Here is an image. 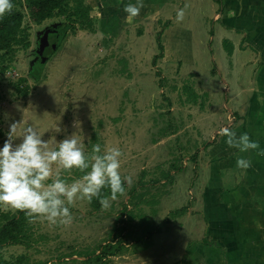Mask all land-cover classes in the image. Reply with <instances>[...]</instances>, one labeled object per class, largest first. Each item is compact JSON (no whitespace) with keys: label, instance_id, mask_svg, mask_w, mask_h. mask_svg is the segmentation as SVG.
<instances>
[{"label":"rangeland","instance_id":"374dc122","mask_svg":"<svg viewBox=\"0 0 264 264\" xmlns=\"http://www.w3.org/2000/svg\"><path fill=\"white\" fill-rule=\"evenodd\" d=\"M84 1L92 26L67 28L36 75L43 42L68 21L34 23L24 9L29 44L0 61V148L16 121L53 148L75 134L86 155L96 143L102 151L118 147L121 175L132 183L107 210L78 199L68 225L27 221L30 238L1 245L0 258L194 264L189 243L203 236L208 219L207 238L235 251L224 259L211 250V264H264V187L242 199L230 195L264 181V0H142L131 19L124 6L137 0ZM223 128L248 133L259 148L229 147ZM238 158L252 166L238 168ZM75 171L59 174L72 183L83 176ZM205 254L196 253L195 264Z\"/></svg>","mask_w":264,"mask_h":264},{"label":"clouds","instance_id":"9594fccd","mask_svg":"<svg viewBox=\"0 0 264 264\" xmlns=\"http://www.w3.org/2000/svg\"><path fill=\"white\" fill-rule=\"evenodd\" d=\"M142 7V0H137V4L125 5L124 12L131 19L140 14ZM13 8L12 0H0V19ZM184 18L185 11L181 9L176 20L179 23ZM22 123L16 121L9 125L7 139L0 148V207L4 210L25 213L29 223L41 219L51 225H68L73 220L70 206L78 199L91 202L98 198L102 210H107L111 201L125 193V182L132 183L131 176L121 175L123 153L118 147L102 151L101 145L96 143L91 154L86 155L82 143L72 134L53 148L36 128L21 129ZM219 134L227 137L229 147L240 152L259 148V143L248 133L237 136L234 131L223 128ZM18 138L21 142L15 143ZM259 154L264 155V152ZM236 163L238 168L245 170L252 166L251 160L244 158H238ZM54 166L57 169L55 178ZM73 169L85 174L72 183L60 177V170L70 173ZM105 188L110 189V196L101 195Z\"/></svg>","mask_w":264,"mask_h":264},{"label":"trees","instance_id":"16d2710c","mask_svg":"<svg viewBox=\"0 0 264 264\" xmlns=\"http://www.w3.org/2000/svg\"><path fill=\"white\" fill-rule=\"evenodd\" d=\"M12 3L14 5V8L11 13L6 14L3 19H0V61L4 58L10 60L11 56L15 54L18 48L27 46L29 44L28 28L23 25L25 10L28 12L31 21H33L34 23H40L43 20L51 18L53 16H62L68 22H70V24L66 22L60 26L55 27L48 34L42 45V53L41 51L39 53L41 57L34 64L35 67L32 71L33 75L39 74V71L43 68V62L45 61V59L50 58L56 52V50H58L59 43L66 36L65 30L67 28L74 27L76 23H78L79 26L83 28L92 26V8L89 4L85 3L84 0H12ZM75 173L77 175L85 174L81 173L78 169H76ZM167 174L169 175V173ZM156 181L160 180L156 179ZM129 192L128 194L132 196L135 190L132 189ZM101 195L110 196V189H103ZM90 206L92 210L100 209L101 205L99 199L93 198L90 202ZM27 221L28 218L23 212L16 211L15 213H10L9 211H3L0 208V246L6 243L24 242L25 240L30 238L31 229L27 225ZM207 229L208 223L206 222L203 236L199 239H194L189 243V245H191L192 243H196L197 245L203 246V249L199 248L200 250L198 249L194 254L206 252V254L202 258L204 260H207L208 262H204L202 264H211V257L209 258V254H212L214 256L213 251H211L213 249L220 251L221 256L224 259H228L227 256L233 249H229L227 247H224L217 241L208 239ZM210 248L211 250L207 252V249ZM108 249L109 245L104 244V246L102 247L103 255L108 252ZM233 255H235L234 250ZM99 258H101V256ZM18 262L22 263V257L18 259ZM0 264L16 263L0 258Z\"/></svg>","mask_w":264,"mask_h":264},{"label":"crops","instance_id":"0c3cea01","mask_svg":"<svg viewBox=\"0 0 264 264\" xmlns=\"http://www.w3.org/2000/svg\"><path fill=\"white\" fill-rule=\"evenodd\" d=\"M263 184V185H262ZM251 186V187H250ZM250 186H248V185H244L242 188L243 189H240L239 187L237 188V189H235L234 191H233V193H231L230 195L231 196H233L234 198H237V197H235V194L239 197V199H242V198H245V196L248 194V193H246L247 191H250V189H253V190H255V188L257 187V189H260L261 188V186H263L264 187V181L263 182H256V183H254V184H252V185H250ZM239 189V190H238ZM242 194H244V195H242ZM250 194V193H249ZM242 195V196H241ZM245 216V215H244ZM263 216H264V214H263ZM207 220L208 219H206L205 220V223L207 222ZM208 223V222H207ZM206 226V225H205ZM228 228V227H227ZM205 229V228H204ZM221 230H222V228H220ZM223 229H225L224 231H228L226 228H223ZM223 231V230H222ZM219 239H217V242L219 243V241H218ZM221 244V243H220ZM223 244V243H222ZM199 248H201V249H203V246L202 245H197L196 243H192L191 245H190V247H189V252H193V257L191 258L192 260H193V262L194 263H197V262H199L197 259H195L194 258V253H195V251L197 252V250L199 249ZM200 250V249H199ZM211 249H207V252H209ZM203 262H208L207 260H204V259H202V262L201 263H203Z\"/></svg>","mask_w":264,"mask_h":264}]
</instances>
